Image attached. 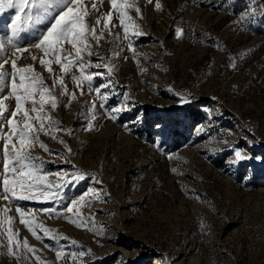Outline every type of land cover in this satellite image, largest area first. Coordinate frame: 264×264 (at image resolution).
Listing matches in <instances>:
<instances>
[{
	"label": "rangeland",
	"instance_id": "rangeland-1",
	"mask_svg": "<svg viewBox=\"0 0 264 264\" xmlns=\"http://www.w3.org/2000/svg\"><path fill=\"white\" fill-rule=\"evenodd\" d=\"M92 2L101 17L98 34L102 17L111 12L112 18L99 43L89 41L93 55L82 54L91 62L83 74L93 75L106 101L87 81L72 79L81 75L78 67L65 75L54 62L52 74L40 65V58L54 59L31 47L48 21L20 35L29 51L17 54L18 66L33 65L58 98L55 109L44 106L55 126L38 134L50 152L39 144L28 149L42 166L38 175L47 177L37 188L63 186L54 201L0 198V209H9L0 211V264H264V0H127L134 5L124 9L130 39L111 0H84L88 9ZM15 12L0 14V36L10 35L6 25ZM88 22L95 25L93 17ZM133 25L143 34L134 35ZM4 58L11 51L0 63ZM54 77H63L66 95L59 80L52 88ZM5 105L9 116L14 97ZM114 107L121 111L111 119ZM3 130L9 131L6 123ZM234 150L261 159L233 163ZM79 173L85 179H75ZM81 195L85 201L68 213ZM17 206L41 239L20 223ZM9 229L21 243L19 249L13 243V254ZM24 239L37 251H26ZM59 249L64 254L57 258ZM80 251L86 254L71 255Z\"/></svg>",
	"mask_w": 264,
	"mask_h": 264
},
{
	"label": "snow or ice",
	"instance_id": "snow-or-ice-1",
	"mask_svg": "<svg viewBox=\"0 0 264 264\" xmlns=\"http://www.w3.org/2000/svg\"><path fill=\"white\" fill-rule=\"evenodd\" d=\"M103 0H101V3ZM151 3V0H149ZM112 7L119 9V21L124 30V38H129V28L126 23L130 18L126 11L129 5L127 0L118 4L117 0H111ZM161 5L156 4V8L160 9ZM8 9H15V15L11 18V21L6 27L10 29V35L6 37L0 36V57L7 56V53L11 51L12 58H4L0 63V94L5 92L6 88H10L8 95H3L0 98V139L4 140L3 144V195L4 200H36L43 197L45 200H56L60 197L59 188L63 185H52L50 182L46 184L43 189H38L37 185L45 183L47 177L44 175H38L42 171V166L36 163L37 158L30 155L28 149L39 144L46 152H50L46 145L39 141L38 134L40 132H46L47 129L54 127L52 117L45 111V104L51 105L52 109H55L58 105V98L55 96L49 87L44 84L43 78L40 73L36 72L33 65L18 66L19 56L17 54H23L29 51L28 47L21 46L19 43L20 35L22 32H27L32 27L33 22L37 24H43L48 21L46 30L41 31L38 35V42L31 45L36 49L42 50L44 57H53V60L46 58H40V65L44 66L49 74L53 73L51 67L52 62L59 65L60 70L65 75L68 74L72 66H76L80 69L81 75H73L72 79L76 81L78 85L83 81H87L88 87L94 90L98 95L102 96L103 100H107L108 96L101 90V86L94 87L93 75H84V70L91 67V62H85L83 59L84 53H87L89 57L93 55L92 46L89 43L90 40H95L97 44L100 38L103 37V29H108L111 23L112 13L105 14L102 18L105 23L103 28L97 32V27L101 24V17H95V12L99 11L97 3L92 2L91 9H88L84 3V0H0V14H3ZM25 9H28L27 15L23 16ZM35 10V11H34ZM136 12L139 13V7H136ZM93 17L95 19V25H91L88 22V18ZM248 19L247 15L242 17ZM115 27V25H112ZM136 28L134 35L139 36L143 33L139 31L138 26L133 25ZM110 35H113L109 31ZM119 37V34H115ZM67 43L71 46V49H66L64 44ZM131 42L129 48H131ZM73 53L75 55H73ZM126 58V57H125ZM33 62L37 60V56H31ZM103 57L99 60L102 62ZM10 63L11 71L5 70V65ZM99 67V64L97 65ZM109 74L111 67L108 69ZM100 75V73H97ZM57 80H59V86L61 88V95L67 94V88L64 85L63 77H54L52 88L57 86ZM111 81L102 85L103 89H108L112 86ZM83 94V93H82ZM73 96L75 93L72 94ZM9 96L14 97L15 106L14 110L10 111L9 116H5L8 111L5 100L9 99ZM38 97V99H37ZM26 105H28L26 107ZM93 107L95 105L93 104ZM121 111L120 108L114 107L109 110V116L111 119H116ZM18 114H22V126L17 122L16 117ZM35 114V115H32ZM94 118V117H93ZM38 122V127L33 123ZM8 125L9 131L7 133L3 130V124ZM88 130H92L93 125L91 123L87 126ZM47 134V133H46ZM18 141V145L16 142ZM63 143V141H61ZM70 151V149H69ZM51 154V153H50ZM59 156V154H56ZM235 160L233 163L252 158L261 159L260 157H248L240 150H234ZM63 159V157H60ZM56 175L59 176V173ZM75 179L83 180L85 175L79 173ZM65 183L67 181L65 180ZM53 187L56 191H51ZM85 195H81L78 200H73L71 205L66 208L68 213H72L73 209L82 201H85ZM90 206V201L88 202ZM4 213H7L9 209H0ZM44 213L51 214L54 209H43ZM16 212L20 215V223L24 224L32 235L36 239H41L34 226L28 219L25 218V213L17 206ZM5 219L11 223L12 218L5 216ZM2 222V221H0ZM76 223V221H72ZM79 226V225H77ZM45 236H51L52 239H57L54 234L50 233V230L44 229ZM18 233H13L9 229L7 241H8V253L13 254L12 245L15 242L17 249L21 247V243L14 241V237ZM75 244V241H72ZM22 247L28 252H36L37 250L29 245L27 239L22 242ZM90 252V250H89ZM64 254L63 249L56 251L57 258H60ZM84 251L72 252L73 257L84 256ZM40 258L37 257V260Z\"/></svg>",
	"mask_w": 264,
	"mask_h": 264
}]
</instances>
